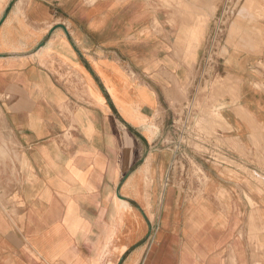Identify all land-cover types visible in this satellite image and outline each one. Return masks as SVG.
<instances>
[{
	"label": "crops",
	"instance_id": "0c3cea01",
	"mask_svg": "<svg viewBox=\"0 0 264 264\" xmlns=\"http://www.w3.org/2000/svg\"><path fill=\"white\" fill-rule=\"evenodd\" d=\"M218 1L0 0V264H264V20L213 63L245 157L166 144Z\"/></svg>",
	"mask_w": 264,
	"mask_h": 264
},
{
	"label": "rangeland",
	"instance_id": "374dc122",
	"mask_svg": "<svg viewBox=\"0 0 264 264\" xmlns=\"http://www.w3.org/2000/svg\"><path fill=\"white\" fill-rule=\"evenodd\" d=\"M239 19L264 20V0L218 1L214 33L210 39L202 74L196 79L195 92L185 98V104L179 112L172 114L168 126L169 140L166 144L175 159L179 158L180 152L187 150L202 155L209 164H234L233 153L245 157L243 147L222 136L226 128L219 113V99L226 82L219 75L215 76L213 69L214 61L222 60L227 54V47L231 46L229 38L233 35V24ZM228 28L230 29L226 41ZM155 128L158 132V126ZM255 145V160L264 169V140L256 142ZM195 166L197 173L202 175L201 167ZM249 174L264 184V172L252 171Z\"/></svg>",
	"mask_w": 264,
	"mask_h": 264
},
{
	"label": "bare ground",
	"instance_id": "6f19581e",
	"mask_svg": "<svg viewBox=\"0 0 264 264\" xmlns=\"http://www.w3.org/2000/svg\"><path fill=\"white\" fill-rule=\"evenodd\" d=\"M241 13H242V12H241ZM250 17H251V16H250ZM252 17H253V16H252ZM252 19H253V18H252ZM235 28H236V27L233 25V27H232V31L235 30ZM236 36H237V35H236ZM244 39H245V38H244ZM246 40H247V39H246ZM242 42H243V41H242ZM244 42H245V41H244ZM120 201H121V200H120ZM122 201H123V200H122ZM124 201H125V200H124ZM120 203H121V202H120ZM121 204H124V203H121ZM126 205H127V203H126ZM126 205H125V206H126ZM120 206H121V205H120ZM121 207H122V206H121ZM123 207H124V206H123ZM126 207L128 208V206H126ZM124 208H125V207H124ZM128 209H129V208H128ZM128 209H127V212H128ZM122 210H123V209H122ZM124 210H126V209H124Z\"/></svg>",
	"mask_w": 264,
	"mask_h": 264
}]
</instances>
